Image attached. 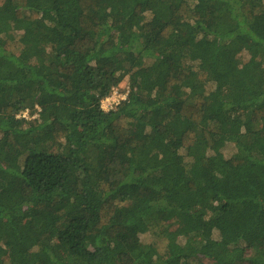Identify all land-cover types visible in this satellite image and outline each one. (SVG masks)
<instances>
[{
    "label": "trees",
    "instance_id": "trees-1",
    "mask_svg": "<svg viewBox=\"0 0 264 264\" xmlns=\"http://www.w3.org/2000/svg\"><path fill=\"white\" fill-rule=\"evenodd\" d=\"M0 264H264V0H0Z\"/></svg>",
    "mask_w": 264,
    "mask_h": 264
},
{
    "label": "built area",
    "instance_id": "built-area-1",
    "mask_svg": "<svg viewBox=\"0 0 264 264\" xmlns=\"http://www.w3.org/2000/svg\"><path fill=\"white\" fill-rule=\"evenodd\" d=\"M126 94L119 95L117 91H113L112 94L108 98H105L101 102V108L103 109L104 107H106L105 109H103L105 112L112 110L116 105L119 104L120 101L125 99Z\"/></svg>",
    "mask_w": 264,
    "mask_h": 264
},
{
    "label": "rangeland",
    "instance_id": "rangeland-1",
    "mask_svg": "<svg viewBox=\"0 0 264 264\" xmlns=\"http://www.w3.org/2000/svg\"><path fill=\"white\" fill-rule=\"evenodd\" d=\"M113 91H117V93L119 94V95H125L126 93H127V91H128V82H127V80H125V81H123L121 84H120V86L117 88V89H114ZM112 91V92H113ZM100 107H101V103H100ZM106 107H104L103 109H105ZM25 115H26V117H28V114H26L25 113ZM29 119V118H28ZM141 238H145V239H147V237L146 236H143V237H141Z\"/></svg>",
    "mask_w": 264,
    "mask_h": 264
},
{
    "label": "clouds",
    "instance_id": "clouds-1",
    "mask_svg": "<svg viewBox=\"0 0 264 264\" xmlns=\"http://www.w3.org/2000/svg\"><path fill=\"white\" fill-rule=\"evenodd\" d=\"M25 113L28 114V112L25 111V112L21 113L20 115H18L17 118H25V119H28L29 117H26Z\"/></svg>",
    "mask_w": 264,
    "mask_h": 264
}]
</instances>
